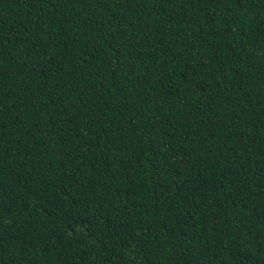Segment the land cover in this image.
<instances>
[{
    "label": "trees",
    "instance_id": "1",
    "mask_svg": "<svg viewBox=\"0 0 264 264\" xmlns=\"http://www.w3.org/2000/svg\"><path fill=\"white\" fill-rule=\"evenodd\" d=\"M0 264H264V0H0Z\"/></svg>",
    "mask_w": 264,
    "mask_h": 264
}]
</instances>
